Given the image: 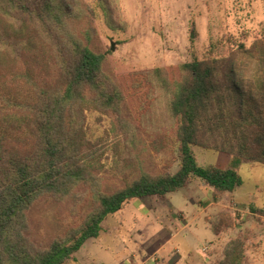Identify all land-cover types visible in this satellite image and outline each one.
<instances>
[{
	"label": "trees",
	"instance_id": "trees-1",
	"mask_svg": "<svg viewBox=\"0 0 264 264\" xmlns=\"http://www.w3.org/2000/svg\"><path fill=\"white\" fill-rule=\"evenodd\" d=\"M96 3L117 28L118 1ZM88 12L82 0H0V56L8 61L0 65V264H69L99 237L105 219L132 201L164 200L193 180L204 182L217 200L241 186L237 165L264 166V40L247 48L222 36L210 40L202 57L179 65L177 74L161 68L133 73L140 114L127 117L129 95L105 69L108 52L78 30ZM33 41L51 63L31 52ZM242 59L254 61L253 72ZM87 100L115 119L136 164L111 192L81 163L78 108ZM140 132L160 139L161 154L178 164L174 174L154 169L148 154L140 159L147 152ZM194 148L226 154L229 167L200 166ZM43 200L68 205L73 218L48 246L33 241L29 221ZM250 210L264 217V210ZM222 217L212 223L214 235L231 228ZM246 246L229 241L216 264H243Z\"/></svg>",
	"mask_w": 264,
	"mask_h": 264
},
{
	"label": "rangeland",
	"instance_id": "rangeland-1",
	"mask_svg": "<svg viewBox=\"0 0 264 264\" xmlns=\"http://www.w3.org/2000/svg\"><path fill=\"white\" fill-rule=\"evenodd\" d=\"M117 1L119 28L109 24L96 0H82L84 7L92 12L78 24V30L91 34L92 45L98 51L108 52L105 69L129 95L127 117L140 114L139 99L130 87L133 73L161 68L177 74L179 65L194 56L202 57L210 40L222 36L247 48L255 40H264V0ZM8 30L13 33L9 27ZM25 33L29 31L24 30ZM31 52L46 63L52 61L36 41L32 42ZM242 60L253 72L254 61ZM7 64L5 57L0 56V65ZM78 111L84 145L81 163L105 179L106 191L116 190L122 186L123 173L136 168L126 152L125 136L115 119L91 100L81 103ZM140 136L147 145V152L140 159L148 158V154L154 169L174 174L178 164L161 154L160 139L151 141L144 132ZM194 152L200 166L229 167L226 154L201 148H194ZM146 166L153 169L151 163ZM236 171L241 186L217 200L212 189L201 180H193L167 197L170 203L158 197H149L147 202L136 200L124 208L123 215L117 213L107 218V232L101 230L98 238L88 240L69 264H216L229 241L240 239L247 243L256 230L254 226L264 225L263 216L250 210L251 207L264 210V166L243 162L236 166ZM220 216L224 225H231L221 232V242L214 240L211 229ZM168 219L173 222L169 223ZM29 221L33 241L48 246L73 223V218L68 205L43 200L31 209ZM176 232L177 236L171 239Z\"/></svg>",
	"mask_w": 264,
	"mask_h": 264
},
{
	"label": "crops",
	"instance_id": "crops-1",
	"mask_svg": "<svg viewBox=\"0 0 264 264\" xmlns=\"http://www.w3.org/2000/svg\"><path fill=\"white\" fill-rule=\"evenodd\" d=\"M183 190V189H182ZM181 191V190H180ZM179 192V191H178ZM177 193V192H176ZM175 193H172V194H169L167 197L173 195ZM167 197L163 200V201H167ZM149 197L147 198H141V199H137L139 202L140 200H143L145 202H147L146 200L148 199ZM170 200V199H169ZM172 200V199H171ZM136 201V200H135ZM135 201H132L130 204H128L126 206V208L128 206H130L131 204H133ZM163 201H160V202H163ZM192 204L196 205L192 200H190ZM150 202V201H149ZM168 203H170L169 201H167ZM155 204H159V202L155 201L154 202ZM212 205V204H211ZM210 205V206H211ZM155 205H151L150 207H154ZM209 207V206H208ZM125 208V209H126ZM171 208L173 209V204H171ZM124 209V210H125ZM207 209V207H206ZM123 210V211H124ZM120 212L118 213L119 215H123L124 213ZM113 216V215H112ZM180 216H183L180 214ZM252 216V215H251ZM110 217V216H109ZM107 217V218H109ZM107 218L105 219V221L103 222L102 224V230H104L105 232H107L105 230V222L107 220ZM196 219V218H194ZM169 220V219H168ZM252 221V220H250ZM173 222V219H170L169 220V223H172ZM253 222V221H252ZM250 222V223H252ZM261 222L264 223V217L261 218ZM249 223V222H248ZM174 226V224L172 225ZM112 228V227H111ZM253 228V227H252ZM254 229H256L254 231V233L251 235L250 239L247 240V246H246V264H264V225L262 224H258L257 226H254ZM110 232V230H108ZM166 231V230H165ZM231 231V230H230ZM114 232V231H112ZM178 232L174 233L173 235L174 236H171L173 238H175L177 236ZM221 233L219 235H214V240L216 241H220L221 242ZM137 258V257H136ZM134 262V261H133ZM142 262H146L145 260L142 261ZM131 264H140V262L138 263H131ZM141 264H145V263H141ZM147 264V263H146Z\"/></svg>",
	"mask_w": 264,
	"mask_h": 264
},
{
	"label": "water",
	"instance_id": "water-1",
	"mask_svg": "<svg viewBox=\"0 0 264 264\" xmlns=\"http://www.w3.org/2000/svg\"><path fill=\"white\" fill-rule=\"evenodd\" d=\"M194 34H191V38H193ZM112 50H114V48L112 47Z\"/></svg>",
	"mask_w": 264,
	"mask_h": 264
}]
</instances>
